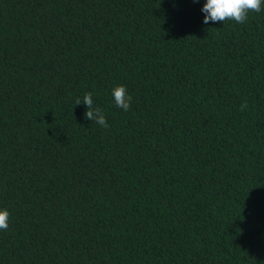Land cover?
I'll use <instances>...</instances> for the list:
<instances>
[{"label": "trees", "instance_id": "obj_1", "mask_svg": "<svg viewBox=\"0 0 264 264\" xmlns=\"http://www.w3.org/2000/svg\"><path fill=\"white\" fill-rule=\"evenodd\" d=\"M206 2L0 0V264H264V6Z\"/></svg>", "mask_w": 264, "mask_h": 264}, {"label": "clouds", "instance_id": "obj_2", "mask_svg": "<svg viewBox=\"0 0 264 264\" xmlns=\"http://www.w3.org/2000/svg\"><path fill=\"white\" fill-rule=\"evenodd\" d=\"M264 6V0H207L202 8L205 13L204 24L209 22H224L233 20L238 24H243L248 19L250 12L259 13ZM115 104L118 108L128 111L131 107L132 97L128 94L124 85H117L112 90ZM76 105L84 104L87 107L85 119L97 123L101 127H109L103 111L95 107L92 93L84 95L83 100L77 98ZM247 102L241 105V111L247 108ZM10 213L7 209H0V230L6 231L9 227Z\"/></svg>", "mask_w": 264, "mask_h": 264}]
</instances>
